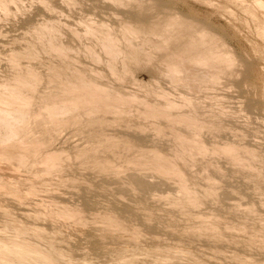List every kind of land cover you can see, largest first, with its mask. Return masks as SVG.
Listing matches in <instances>:
<instances>
[{
	"label": "clouds",
	"instance_id": "obj_1",
	"mask_svg": "<svg viewBox=\"0 0 264 264\" xmlns=\"http://www.w3.org/2000/svg\"><path fill=\"white\" fill-rule=\"evenodd\" d=\"M0 264H264V0H0Z\"/></svg>",
	"mask_w": 264,
	"mask_h": 264
},
{
	"label": "rangeland",
	"instance_id": "obj_2",
	"mask_svg": "<svg viewBox=\"0 0 264 264\" xmlns=\"http://www.w3.org/2000/svg\"><path fill=\"white\" fill-rule=\"evenodd\" d=\"M240 43H241V45H242L243 47L249 48V51H251L250 47H249L248 44H247V41H243V40H241Z\"/></svg>",
	"mask_w": 264,
	"mask_h": 264
}]
</instances>
